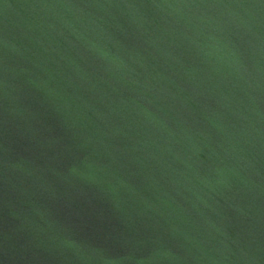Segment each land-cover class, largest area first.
I'll list each match as a JSON object with an SVG mask.
<instances>
[{
  "label": "water",
  "instance_id": "water-1",
  "mask_svg": "<svg viewBox=\"0 0 264 264\" xmlns=\"http://www.w3.org/2000/svg\"><path fill=\"white\" fill-rule=\"evenodd\" d=\"M0 264H264V0H0Z\"/></svg>",
  "mask_w": 264,
  "mask_h": 264
}]
</instances>
